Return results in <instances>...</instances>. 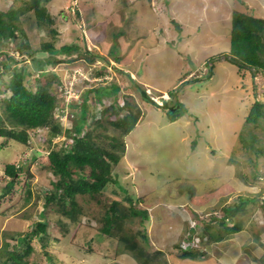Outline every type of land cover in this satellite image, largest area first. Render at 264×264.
Here are the masks:
<instances>
[{
    "label": "rangeland",
    "instance_id": "obj_1",
    "mask_svg": "<svg viewBox=\"0 0 264 264\" xmlns=\"http://www.w3.org/2000/svg\"><path fill=\"white\" fill-rule=\"evenodd\" d=\"M29 3L30 0H0V9L27 8ZM43 3L53 21L36 28L33 11L26 10L19 23L20 29L28 33L24 39L36 47L42 41L52 42L56 47L73 41L75 44L86 42L95 55L93 60L76 56L75 61L56 66L60 79L57 90L63 91L59 95L64 96V101L69 102L72 97H79L84 89H89L85 110L86 121L90 122L100 116L101 108L92 89L98 86L96 95L106 93L102 99V104L106 105L114 94L108 93L117 84L123 91L119 101L128 98L140 106L139 121L124 136L125 152L119 168L131 173L136 194L144 198L138 206L153 205L148 209L150 221L138 224H144L151 241L149 249L141 243L140 252L144 248L155 257L154 247L163 250V257L159 255L156 263L150 261V264H261L264 208L259 201L248 202L244 210L237 212L227 223L236 221L249 233L233 254L229 244L235 234L221 233L222 227L211 216H222L221 207L231 204L237 195H260L262 198L264 193V178L251 179L264 170V117L255 124L244 120L254 83L256 96L264 99V73L257 69L253 76L252 69L236 66L224 57L229 47L232 12L238 10L264 18V0H45ZM9 49L11 53L13 49ZM37 54L41 56L42 52ZM105 56L109 61L104 70V58L101 57ZM3 59L4 54L0 53V60ZM20 66H24L27 74L25 84L34 89L37 80L41 82L38 78L41 73L34 68L29 56L12 64L11 68L16 70ZM11 71L0 75V98L10 95L6 82ZM95 71L102 73L95 75ZM187 73L190 75L186 77ZM128 74L148 97L176 89L184 110L182 115L171 121L164 107L142 99L139 86L132 83ZM184 76L186 78L180 81ZM143 82L148 85L141 84ZM127 86L133 87L130 92L126 91ZM1 107L0 102V114ZM66 109L62 111L58 106L53 109L63 123H69L68 117L72 114ZM124 114L119 110L120 117ZM97 131L101 133L97 140L108 145L110 139L102 135L104 130L99 128ZM31 135L43 141L44 136ZM61 139L62 136L56 137L53 143ZM250 139H256L255 146L263 148L260 153ZM35 152L39 159L45 153L38 145L27 146L12 139L7 145L0 146V176L5 163L23 160L26 163ZM38 161L33 160L35 163L30 164L32 176L28 177L22 171L14 195L0 203V247L7 239L12 243L9 235L25 233L39 218L50 222L46 250L53 255H48L40 238L34 236L29 260L47 264H124L123 257L113 252L114 239L104 247L93 237L98 226L95 217L99 212L94 201H84L81 195L77 196L83 213L75 221L62 219L67 224V231L57 230L53 223L56 213L43 216L44 193L52 185L50 173L40 172L38 165L42 160ZM117 167L114 168L116 172ZM118 173L123 174L122 171ZM4 181L6 179L0 178V184ZM28 187L30 195L25 202ZM109 188L104 194L107 199L112 194ZM189 191L193 193L192 198H186ZM196 198L200 204L194 203ZM158 202L170 206V212H161ZM191 209L198 213L197 217L192 216ZM196 218L201 220L197 228ZM178 223L181 231L174 227ZM204 225L209 226L210 232L223 234L221 240L208 239L211 243L206 245L199 236L197 240L206 249L203 256L190 261L180 256L176 244L181 247V239L196 235ZM143 251L141 261L150 257ZM141 261L138 259L139 264Z\"/></svg>",
    "mask_w": 264,
    "mask_h": 264
},
{
    "label": "trees",
    "instance_id": "obj_2",
    "mask_svg": "<svg viewBox=\"0 0 264 264\" xmlns=\"http://www.w3.org/2000/svg\"><path fill=\"white\" fill-rule=\"evenodd\" d=\"M43 1L45 0H30L27 8L21 6L19 8L0 9V53L4 54V59L0 60V75L7 70H12L11 77L6 82V88L10 90V95L0 98L2 106L0 146L7 145L12 139L27 146L38 145L45 152L41 159L37 157L39 154L33 153L31 159L23 164L5 163L3 175L0 176L2 180L6 179L3 184H0V203L5 198L14 195V188L19 182L20 173L24 171L28 177L32 176L31 162L42 160L38 168L42 173L43 171L50 173L49 181L52 185V188L44 193L43 216L56 213L57 218L53 223L57 226V230L67 231V224L63 223L62 219L67 218L69 221H75L83 213V206L79 203L77 196L81 195L84 201L92 200L99 206L97 209L99 210L98 217H95L98 226L93 237L104 247L107 242L110 243L114 239L115 250L113 252L116 254L129 253L141 261L140 254L143 250V254L150 256L144 248L140 252L141 243L147 246L146 249H149L147 231L144 226L145 223L149 222V204L146 207L138 206V203L144 198L136 194V186H134V181L130 179L132 178L131 173L119 168L125 152L124 136L137 124L141 115L140 106L128 98H124L122 102L119 101V94L123 91L117 84L114 85L118 88L111 89V92L108 93L112 94L113 92L114 94H112V101L106 105L102 104V99L106 93L96 95L95 90L98 89V86L92 89L95 100L101 104V108L100 116L90 122L86 121L85 110L89 89L80 92L78 98L72 97L69 102L64 101V96L59 95L62 91L57 90L60 79L56 66L61 62H71L76 59V56L93 60L95 55L90 52L92 49L85 45L86 42L75 44L73 41L56 47L53 46L52 42L42 41L36 47L24 39L28 33L25 34L24 30L20 29L19 23L21 22L20 17L26 10L31 9L33 11L36 28H42L46 22L49 24L53 21ZM229 31V47L227 54L224 55L225 59L236 66L245 65L249 71L252 69L253 76L257 69L264 73V18L234 10ZM19 36L20 39L18 40ZM9 48L13 49L12 51L17 54V57L9 52ZM37 52H42V55L38 56ZM27 56L32 59L34 68L41 73L38 77L41 82L37 80L34 89L25 84V75L27 74L24 66L17 67L16 70L11 68L12 64L15 65L24 61ZM113 57L116 58V56ZM102 58H104L105 70L109 58L106 56ZM47 66L50 67L48 70L46 69ZM120 72L126 73L127 71L121 70ZM101 73L95 71L94 74L100 75ZM128 77L133 84L139 86L140 97L156 106L164 107L171 121L182 115L181 112H184L176 89H169L168 93L171 98L164 100V103L159 105L146 95L143 88L130 74ZM182 79L185 77L180 80ZM252 87L251 94L248 96V111L244 120L246 123L255 124L264 117V99L261 96L259 98L262 99L256 96L255 83ZM132 88L127 86L126 91L129 90L130 92ZM56 106L60 110L67 108L72 113L71 117H68L69 123L61 122L57 114L53 113ZM119 110L125 112L121 117L118 115ZM99 128L104 130L102 135L110 139L108 145L97 140L96 137L101 135L97 131ZM112 130L115 133H110ZM31 133L39 137L44 136L43 141H38L35 139L36 137H32ZM56 136H62V139L58 143H53ZM249 142L257 150V153L263 150V148L255 146L256 139H250ZM116 166H118V172H123L122 175L115 171ZM259 176L264 178V170L257 172L255 177L251 176V179L253 181L258 180L257 177ZM108 187H110V192L114 194L109 195V199L104 195ZM189 192L188 197L192 198L193 193ZM29 195L28 187L25 202L28 201ZM255 201H259L261 207L264 208V193L262 198L260 195H254V197L237 195L236 200L231 204H225L221 207L222 216L217 217L213 214L211 218L220 224L221 233L229 235L237 231L241 225L236 221L230 225L227 223L232 221V217L237 212L244 210L248 202L254 203ZM191 212L194 213H192L193 217H197L196 211L191 209ZM49 223L48 220L37 218L25 233L9 235V239L13 241L8 243L7 239L3 243L4 246L0 247V264H47L46 262L31 261L28 257L33 252L31 240L34 236L40 238L45 252H49L46 250V241L50 235ZM139 223L144 224L138 225ZM208 227V225H204V232L208 235L209 240H219L223 237V234L219 232H210ZM202 243L205 244L206 242L202 241ZM177 247L178 250H182L180 256L183 258L201 257L204 253L200 252L199 248L187 247L182 249L179 245ZM154 254L156 255L155 251ZM150 257L141 261V264H150ZM260 261L261 264H264V257Z\"/></svg>",
    "mask_w": 264,
    "mask_h": 264
},
{
    "label": "crops",
    "instance_id": "obj_3",
    "mask_svg": "<svg viewBox=\"0 0 264 264\" xmlns=\"http://www.w3.org/2000/svg\"><path fill=\"white\" fill-rule=\"evenodd\" d=\"M102 58V57H101ZM188 75H190L189 73H187ZM185 75L186 77L188 76V75ZM184 76V77H185ZM141 84H147L148 85V83H146V82H143V83H141ZM163 91H165V90H163ZM139 121V120H138ZM140 196V195H139ZM195 196V195H194ZM161 197H162V200H164L163 198V195H161ZM196 197V196H195ZM186 198H188V195H186ZM198 198V197H197ZM196 198V201L194 202V203H197V204H200V201L198 200ZM148 199H146V201H147ZM181 200H183V198H181ZM165 201V200H164ZM169 202V201H168ZM184 202V201H183ZM205 203H206V201H205ZM158 204L159 205H157L159 208H160V211L162 210H165L166 212L169 210V212H170V206H168L166 203L164 204V202L163 203H160V202H158ZM144 206V205H143ZM151 206H153V205H149L148 207L149 208H151ZM188 209H189V206H188ZM161 211V212H162ZM156 213V215H157V213L158 212H155ZM170 216V215H169ZM176 216H177V214H176ZM178 218L180 219V216L178 215ZM150 221V220H149ZM244 225H241L240 227H239V229L237 230V231H235L234 232V234H235V237L233 238V241L232 242H230V244L229 245H231L230 246V248L233 250L232 251V253L231 254H233V253H235L237 250V247L238 246H242L243 245V240H245L248 236H249V233H248V230H246L245 229V227H243ZM175 227V229H176V231H181V228L179 227V223L177 224V225H175L174 226ZM171 228H172V226H171ZM180 228V229H179ZM221 240V239H220ZM215 241V240H214ZM219 241V240H218ZM257 248V246L256 247H254L253 249L255 250ZM154 249H155V253H156V257H158L159 255H161L162 257H163V250L160 248V247H154ZM236 250V251H235ZM50 254V253H49ZM154 254V253H153ZM164 254L166 255L167 254V252H164ZM53 254H50V256H52ZM120 256H122L123 257V260H124V264H139V262H138V260H136L135 258H132L131 256H129L128 254H125V253H122V254H120ZM203 256V255H202ZM201 256V257H202ZM156 257L155 258H153V257H150V261L152 262V263H154L155 262V260H156ZM191 259H194V258H189L188 260L190 261ZM196 259V258H195ZM202 260H206V259H202ZM192 261H194V260H192ZM198 262V261H197ZM156 263V262H155ZM200 264V263H199Z\"/></svg>",
    "mask_w": 264,
    "mask_h": 264
},
{
    "label": "clouds",
    "instance_id": "obj_4",
    "mask_svg": "<svg viewBox=\"0 0 264 264\" xmlns=\"http://www.w3.org/2000/svg\"><path fill=\"white\" fill-rule=\"evenodd\" d=\"M15 53V52H14ZM188 75V74H187ZM186 78V77H185ZM189 79V78H188ZM187 79V80H188ZM183 80V79H182ZM181 81V80H180ZM146 93V92H145ZM157 95H159V96H161L159 99L156 97ZM157 95H155V96H153V97H149L152 101H154V102H156L157 104H163L164 103V100H169L171 97H170V95H169V93H168V91H163V92H161V94H157ZM159 102H161V103H159ZM31 134H33V133H31ZM56 137H58V136H56ZM55 137V138H56ZM23 162H25V160H23ZM22 161H18V162H16V164H22L23 163ZM57 215V214H56ZM57 217V216H56ZM204 230V228L200 231V237L202 238L203 236H205L206 237V239H204V240H202V241H205L206 243V245L208 244V243H211L208 239V235H206L205 234V232L203 231ZM147 232H146V234H147V237H148V239H147V241H148V247L149 248H151V241H150V239H149V232H148V230H146ZM186 236H188V235H186ZM190 238L192 237L191 235L189 236ZM186 239H188V238H184V239H181L182 241L184 240V241H186ZM178 244H176V246H177ZM200 248H199V251L200 252H205L206 251V249L205 248H202V245H201V243H200V246H199ZM179 249V248H178ZM183 249V248H182ZM180 251V253L182 252V250H179ZM121 254V253H120ZM126 254H128V253H126ZM129 256H131L132 258L134 257L132 254H128ZM135 258V257H134ZM136 259V258H135ZM137 260V259H136Z\"/></svg>",
    "mask_w": 264,
    "mask_h": 264
},
{
    "label": "built area",
    "instance_id": "obj_5",
    "mask_svg": "<svg viewBox=\"0 0 264 264\" xmlns=\"http://www.w3.org/2000/svg\"><path fill=\"white\" fill-rule=\"evenodd\" d=\"M11 53H13L15 55V57H17V54H15L13 51ZM60 91H62V90L60 89ZM68 91L69 90H67V92ZM78 95H79V91H78ZM73 98H76V97H73ZM159 103H161V102H159ZM61 119H63V118H61ZM63 120H65V119H63ZM201 218H202V216L200 215V219ZM200 219L199 218H196V220H197L196 223H195V227L196 228L201 223V220ZM188 235H189V233H188ZM190 235L192 236L191 238L186 239V241L183 240V243L181 244V248H187V247L200 248L199 247L200 246V242H199V240H197L198 237L200 236V232H198V233L196 232V235H194V236L192 234H190ZM204 239H206L205 236L202 237V240H204Z\"/></svg>",
    "mask_w": 264,
    "mask_h": 264
}]
</instances>
